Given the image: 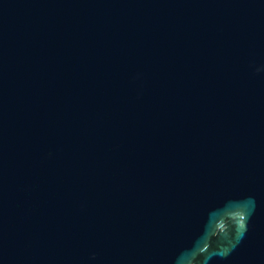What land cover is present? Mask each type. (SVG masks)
I'll use <instances>...</instances> for the list:
<instances>
[{"label":"water","instance_id":"1","mask_svg":"<svg viewBox=\"0 0 264 264\" xmlns=\"http://www.w3.org/2000/svg\"><path fill=\"white\" fill-rule=\"evenodd\" d=\"M0 264H264V0H0Z\"/></svg>","mask_w":264,"mask_h":264}]
</instances>
